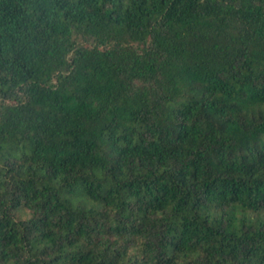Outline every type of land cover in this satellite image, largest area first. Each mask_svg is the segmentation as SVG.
Instances as JSON below:
<instances>
[{
    "label": "trees",
    "instance_id": "16d2710c",
    "mask_svg": "<svg viewBox=\"0 0 264 264\" xmlns=\"http://www.w3.org/2000/svg\"><path fill=\"white\" fill-rule=\"evenodd\" d=\"M0 264H264V0H0Z\"/></svg>",
    "mask_w": 264,
    "mask_h": 264
}]
</instances>
